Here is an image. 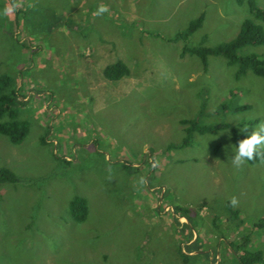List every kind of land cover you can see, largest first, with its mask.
Returning a JSON list of instances; mask_svg holds the SVG:
<instances>
[{
	"label": "rangeland",
	"instance_id": "rangeland-1",
	"mask_svg": "<svg viewBox=\"0 0 264 264\" xmlns=\"http://www.w3.org/2000/svg\"><path fill=\"white\" fill-rule=\"evenodd\" d=\"M11 3L0 0V12ZM101 5L109 11L94 15ZM199 15L185 42L171 40ZM56 17L74 28L52 27ZM244 18L264 32L246 0H24L0 15V75L27 124L19 144L0 135V169L17 179L0 183V264H238L226 243L243 235L264 260V223L252 225L264 221V160L234 167L229 130L167 148L183 138L182 120L227 123L237 136L264 122L263 78H235L222 57L203 67L180 55L233 39ZM237 55L262 58L264 45ZM114 61L128 74L107 81ZM73 197L85 201L81 222L69 214ZM176 207L191 227L173 221L184 222ZM189 233L198 253H187Z\"/></svg>",
	"mask_w": 264,
	"mask_h": 264
},
{
	"label": "trees",
	"instance_id": "trees-1",
	"mask_svg": "<svg viewBox=\"0 0 264 264\" xmlns=\"http://www.w3.org/2000/svg\"><path fill=\"white\" fill-rule=\"evenodd\" d=\"M240 4V0H236ZM248 12L251 17L264 24V9L257 7L253 0H246ZM55 21V22H54ZM52 27L55 25H62L68 29H73L74 26L70 19L63 18L59 20L58 17L54 18ZM202 15H199L195 19L189 21L186 28L182 31H177L171 38L172 41L185 42L186 39L195 32L201 25ZM264 45V32L259 25H256L251 18H244L239 25V29L235 37L229 41L213 45L212 47H203L198 45L196 47L181 48V56L184 53L193 55L198 58L199 62L205 67L206 59L211 57H222L228 66L236 65L238 69L235 73V78L244 74L245 70H249L254 76L264 79V57L258 58L254 55H248L240 57L237 55V51L245 46ZM128 74L127 67L120 61H114L108 64L102 69V76L107 81H117L120 78ZM14 84V83H13ZM11 79L8 76L0 75V135L7 138L8 142L12 145L19 144L27 133V124L25 121L16 119V101L19 100L16 89H10ZM264 91V84H263ZM18 98V99H17ZM22 105V102H20ZM248 108V105L235 106L230 109L232 113H238ZM201 114V111H199ZM3 116H6L7 120L3 121ZM3 121V122H2ZM183 128V138L177 145L169 144L168 149L181 148L189 146L191 134H216L222 130H229L234 146L238 145V142L248 135L237 136L235 129L231 128L227 123H216L210 125H204L197 122V119L182 120L180 122ZM250 123V122H248ZM264 158L257 156L256 159L248 161L250 165L263 161ZM16 177L7 169H0V183L16 181ZM229 206V204H227ZM68 210L70 217L76 222L84 220L86 215V205L84 199L80 197H73L68 204ZM179 218L184 219L181 222L179 219L173 220L176 223L182 224V226L191 227L188 220V212L178 207L175 208ZM233 215L237 214L236 210H232ZM229 215V214H228ZM230 216V215H229ZM235 217V216H234ZM263 219L257 220L253 225V228H261L263 226ZM188 230V229H187ZM190 232V230H189ZM191 233H189L188 240L185 242L188 248L193 249L188 252L198 253L200 251V243L198 237L190 239ZM192 241V242H191ZM249 243L246 235L241 236L236 243H226L227 248L234 253L238 264H264L262 253L260 250H248L246 247Z\"/></svg>",
	"mask_w": 264,
	"mask_h": 264
},
{
	"label": "clouds",
	"instance_id": "clouds-1",
	"mask_svg": "<svg viewBox=\"0 0 264 264\" xmlns=\"http://www.w3.org/2000/svg\"><path fill=\"white\" fill-rule=\"evenodd\" d=\"M24 0H12V3L6 6L0 15L9 16L17 9L23 7ZM109 9L106 6H99L94 15L101 16L108 12ZM234 156L231 158V163L234 167H243L248 161H252L260 156L264 158V122L258 124V126L248 135L246 138L240 140L238 145L235 146ZM156 165H154L155 167ZM138 183L145 185L147 183L144 177H140ZM233 207L238 205V199L232 197L230 201Z\"/></svg>",
	"mask_w": 264,
	"mask_h": 264
}]
</instances>
